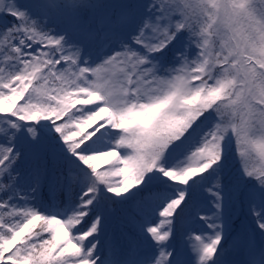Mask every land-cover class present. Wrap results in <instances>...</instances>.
I'll use <instances>...</instances> for the list:
<instances>
[{
    "label": "snow or ice",
    "instance_id": "1",
    "mask_svg": "<svg viewBox=\"0 0 264 264\" xmlns=\"http://www.w3.org/2000/svg\"><path fill=\"white\" fill-rule=\"evenodd\" d=\"M0 264H264V0H0Z\"/></svg>",
    "mask_w": 264,
    "mask_h": 264
}]
</instances>
